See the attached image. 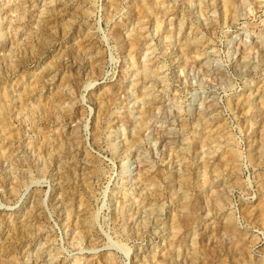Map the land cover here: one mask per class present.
I'll list each match as a JSON object with an SVG mask.
<instances>
[{
    "label": "rangeland",
    "instance_id": "obj_1",
    "mask_svg": "<svg viewBox=\"0 0 264 264\" xmlns=\"http://www.w3.org/2000/svg\"><path fill=\"white\" fill-rule=\"evenodd\" d=\"M0 264H264V0H0Z\"/></svg>",
    "mask_w": 264,
    "mask_h": 264
},
{
    "label": "bare ground",
    "instance_id": "obj_2",
    "mask_svg": "<svg viewBox=\"0 0 264 264\" xmlns=\"http://www.w3.org/2000/svg\"><path fill=\"white\" fill-rule=\"evenodd\" d=\"M220 160V159H219ZM189 222V221H188ZM186 223V222H185Z\"/></svg>",
    "mask_w": 264,
    "mask_h": 264
}]
</instances>
